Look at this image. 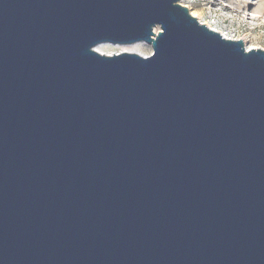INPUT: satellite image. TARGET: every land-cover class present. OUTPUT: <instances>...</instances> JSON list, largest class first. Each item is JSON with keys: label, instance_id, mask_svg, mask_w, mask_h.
Listing matches in <instances>:
<instances>
[{"label": "water", "instance_id": "1", "mask_svg": "<svg viewBox=\"0 0 264 264\" xmlns=\"http://www.w3.org/2000/svg\"><path fill=\"white\" fill-rule=\"evenodd\" d=\"M181 1L0 0V264H264V50Z\"/></svg>", "mask_w": 264, "mask_h": 264}, {"label": "rangeland", "instance_id": "2", "mask_svg": "<svg viewBox=\"0 0 264 264\" xmlns=\"http://www.w3.org/2000/svg\"><path fill=\"white\" fill-rule=\"evenodd\" d=\"M180 4L187 7L201 24L209 27L210 23L218 22L215 29L222 32L234 29L237 38L245 41L247 49L264 50V19L251 16L254 10L264 16V0H183ZM125 50H132L143 56L152 53L151 47L146 44L131 47L105 45L98 49L105 55Z\"/></svg>", "mask_w": 264, "mask_h": 264}, {"label": "built area", "instance_id": "3", "mask_svg": "<svg viewBox=\"0 0 264 264\" xmlns=\"http://www.w3.org/2000/svg\"><path fill=\"white\" fill-rule=\"evenodd\" d=\"M216 23H218V22L210 23L209 28L215 30L216 32L221 34L224 38L231 39V40H237L238 39L236 34H235L234 29L229 28V29H225V31L222 32V31L215 29V27L217 26Z\"/></svg>", "mask_w": 264, "mask_h": 264}, {"label": "bare ground", "instance_id": "4", "mask_svg": "<svg viewBox=\"0 0 264 264\" xmlns=\"http://www.w3.org/2000/svg\"><path fill=\"white\" fill-rule=\"evenodd\" d=\"M194 15V14H193ZM251 16H252V18H261V19H264V16H262V15H260V12L259 11H256V10H254L252 13H251ZM157 30H155V32H156ZM245 42V41H244ZM122 50V49H121ZM126 52H128V53H136V54H139V53H137V52H135V51H132V50H125ZM116 54V53H115ZM139 55H141V54H139ZM143 56V55H142Z\"/></svg>", "mask_w": 264, "mask_h": 264}]
</instances>
